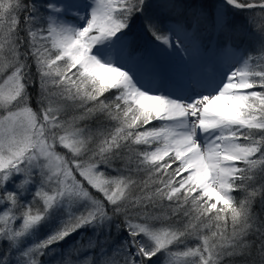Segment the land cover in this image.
<instances>
[{
	"label": "snow or ice",
	"instance_id": "6c2138e0",
	"mask_svg": "<svg viewBox=\"0 0 264 264\" xmlns=\"http://www.w3.org/2000/svg\"><path fill=\"white\" fill-rule=\"evenodd\" d=\"M0 264H264V0H0Z\"/></svg>",
	"mask_w": 264,
	"mask_h": 264
},
{
	"label": "bare ground",
	"instance_id": "6f19581e",
	"mask_svg": "<svg viewBox=\"0 0 264 264\" xmlns=\"http://www.w3.org/2000/svg\"><path fill=\"white\" fill-rule=\"evenodd\" d=\"M146 54L152 57L155 60H158L165 66H172L175 65L176 61L172 60L171 58L166 57L162 52L158 50H153L152 45L150 44L148 47H145Z\"/></svg>",
	"mask_w": 264,
	"mask_h": 264
},
{
	"label": "rangeland",
	"instance_id": "374dc122",
	"mask_svg": "<svg viewBox=\"0 0 264 264\" xmlns=\"http://www.w3.org/2000/svg\"><path fill=\"white\" fill-rule=\"evenodd\" d=\"M133 33L138 35L139 47H141L142 49H146L145 47H148L151 44L148 37L139 35L140 34L139 26L134 27Z\"/></svg>",
	"mask_w": 264,
	"mask_h": 264
},
{
	"label": "trees",
	"instance_id": "16d2710c",
	"mask_svg": "<svg viewBox=\"0 0 264 264\" xmlns=\"http://www.w3.org/2000/svg\"><path fill=\"white\" fill-rule=\"evenodd\" d=\"M234 194L237 195V198H240V194L239 193H234Z\"/></svg>",
	"mask_w": 264,
	"mask_h": 264
}]
</instances>
